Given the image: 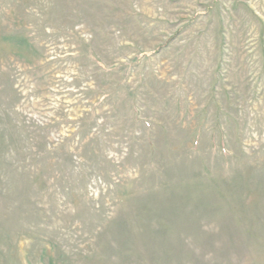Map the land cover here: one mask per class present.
Listing matches in <instances>:
<instances>
[{"label":"rangeland","instance_id":"obj_1","mask_svg":"<svg viewBox=\"0 0 264 264\" xmlns=\"http://www.w3.org/2000/svg\"><path fill=\"white\" fill-rule=\"evenodd\" d=\"M0 264H264V0H0Z\"/></svg>","mask_w":264,"mask_h":264}]
</instances>
